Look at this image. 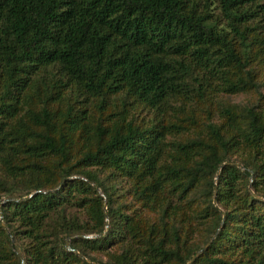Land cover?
Wrapping results in <instances>:
<instances>
[{
    "label": "trees",
    "instance_id": "16d2710c",
    "mask_svg": "<svg viewBox=\"0 0 264 264\" xmlns=\"http://www.w3.org/2000/svg\"><path fill=\"white\" fill-rule=\"evenodd\" d=\"M263 15L0 0V264H264V112L223 107L190 137L168 115L258 92Z\"/></svg>",
    "mask_w": 264,
    "mask_h": 264
},
{
    "label": "rangeland",
    "instance_id": "374dc122",
    "mask_svg": "<svg viewBox=\"0 0 264 264\" xmlns=\"http://www.w3.org/2000/svg\"><path fill=\"white\" fill-rule=\"evenodd\" d=\"M212 11V15H218L219 13L216 7H213ZM218 20L220 25L223 26V20L220 17H218ZM260 21L264 20L262 19ZM254 22H256V20L253 21V23ZM260 24L262 25V30L264 33V23ZM254 72L256 74V80L258 82L257 93L250 91L232 95L219 94L216 96L214 94H211L209 100L206 98L204 99L203 103H191L190 105H184V110H181L179 104L175 105L171 103L169 107H175V111H169L168 115L171 112H176V118L178 120H182L188 128L186 137H190L194 134H198V126L200 130L205 120H208V122H221L218 113L219 110L223 107L233 106L236 108H244L253 105L257 110L264 112V68L254 65ZM110 102L112 104H117L119 102V98H111ZM107 109L108 108L105 109L104 114L107 113ZM89 111V119L95 120L98 114L96 112L92 113L90 109ZM137 117H139V114L134 113V118L136 119ZM99 258L104 261L102 255H100Z\"/></svg>",
    "mask_w": 264,
    "mask_h": 264
},
{
    "label": "water",
    "instance_id": "95a60500",
    "mask_svg": "<svg viewBox=\"0 0 264 264\" xmlns=\"http://www.w3.org/2000/svg\"><path fill=\"white\" fill-rule=\"evenodd\" d=\"M214 194H215V192H213V198H214ZM213 204H214V201H213ZM103 207L105 209V205ZM0 219H1V214H0ZM208 243H209V241L204 245L202 250H204L207 247ZM198 254H199V252H196L195 256L189 262H191ZM189 262L187 264H189Z\"/></svg>",
    "mask_w": 264,
    "mask_h": 264
}]
</instances>
